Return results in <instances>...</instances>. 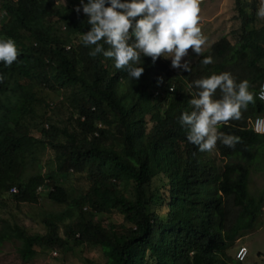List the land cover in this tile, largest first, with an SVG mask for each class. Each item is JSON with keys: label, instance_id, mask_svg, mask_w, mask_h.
<instances>
[{"label": "trees", "instance_id": "trees-1", "mask_svg": "<svg viewBox=\"0 0 264 264\" xmlns=\"http://www.w3.org/2000/svg\"><path fill=\"white\" fill-rule=\"evenodd\" d=\"M78 5L0 0V39L13 40L19 53L7 67L0 62V197L35 204L48 188L47 197L65 206L41 215L44 233L1 218L0 244L16 242L26 263L40 251L66 255L82 246L99 248L104 264H245L230 250L258 227L264 212V192L254 194L249 186L252 171L264 167L254 164L264 160V134L248 123L264 114V102L255 99L264 76L259 0H235L243 18L236 43L222 37L188 72L175 73L163 57L154 63L141 57L136 80L111 59L88 55L94 46L79 38L90 25L74 11ZM204 56L212 63L201 65ZM221 72L247 80L255 103L218 129L239 142L229 148L217 141V163L207 158L212 150L187 142L178 118L191 110L190 82ZM40 89L60 98L49 103ZM40 146L86 187L75 193L53 169L24 180V165L37 159ZM116 212L122 222L109 219ZM258 256L253 264L264 260Z\"/></svg>", "mask_w": 264, "mask_h": 264}, {"label": "clouds", "instance_id": "clouds-1", "mask_svg": "<svg viewBox=\"0 0 264 264\" xmlns=\"http://www.w3.org/2000/svg\"><path fill=\"white\" fill-rule=\"evenodd\" d=\"M198 3L199 0H79L74 11L82 12L90 25L79 39L84 46H94L88 52L90 57L100 54L111 59L113 67L123 69L130 80L138 79L143 72L141 66H136L141 57H150L153 63L158 57L170 58V67L188 72L189 62H182V57L189 48L200 56L205 43L198 25ZM255 14L264 18V0H259ZM101 41L108 47H103ZM18 55L13 40L0 39V62L5 67L16 61ZM199 62L208 65L212 58L204 56ZM188 88L191 110L182 112L178 118L181 127L186 128L187 142L201 152L211 151L217 141L229 148L238 143L239 137L218 129L230 120L239 119L241 109L255 103L248 81L236 82L228 72L212 73L192 80ZM255 99L264 102V85L255 93ZM258 116L264 114L249 118L252 129ZM241 246L247 248V258L249 249L242 244L238 250Z\"/></svg>", "mask_w": 264, "mask_h": 264}, {"label": "rangeland", "instance_id": "rangeland-1", "mask_svg": "<svg viewBox=\"0 0 264 264\" xmlns=\"http://www.w3.org/2000/svg\"><path fill=\"white\" fill-rule=\"evenodd\" d=\"M58 3H62L65 0H56ZM218 8V12L213 11ZM198 25L200 29L206 30L211 39L220 40L223 36H226L232 43H236L239 40L242 30L243 18L237 11L235 0H199L198 3ZM264 23V20H256V26H260ZM208 29L215 31L210 32ZM209 31V32H208ZM203 47V45H202ZM202 54V53H201ZM199 56H196L191 51V48L187 50V55L182 57V62L187 60L189 66L192 65ZM170 62V58L167 59ZM176 72H182V69L172 68ZM39 96L45 98L49 103L55 102L60 98V95L49 90H39ZM38 111H42L41 108H37ZM37 159H30L28 163L24 165L23 179L26 180L30 175L37 172L43 174L53 169L56 171L57 178L67 188L74 189L75 193H79L86 187L84 179H79L72 173L66 176L62 170H60V161L55 156L54 152L49 148L40 146L36 151ZM261 154V153H260ZM259 154V155H260ZM207 158H212L217 163L220 162V157L215 150H212L207 154ZM256 165L264 164V160L257 159ZM254 172V173H253ZM251 179V191L254 194H261L264 192V167L263 170L252 171ZM48 189V188H47ZM41 189L39 194V201L35 204L19 203L14 204L11 195H3L0 197V226L1 218H8L10 221H18L23 223L32 232H45V227L41 223V215L48 212H55L62 210L65 206L52 202L47 193L49 190ZM3 198L5 200H3ZM3 200V201H1ZM112 221L122 222V216L118 212L114 213L110 218ZM246 245L249 249V255L244 260L245 264H253L260 260L259 253L264 255V213L262 214L261 222L258 227L246 234L244 237L237 241L230 252L236 255L238 247L240 245ZM104 264L105 259L102 251L99 248H84L82 246L75 247L74 250L68 252L66 255L60 251H40L38 255L30 262H24L19 256L17 250V243L11 241H5L0 244V264Z\"/></svg>", "mask_w": 264, "mask_h": 264}, {"label": "built area", "instance_id": "built-area-1", "mask_svg": "<svg viewBox=\"0 0 264 264\" xmlns=\"http://www.w3.org/2000/svg\"><path fill=\"white\" fill-rule=\"evenodd\" d=\"M262 85H264V77L261 81L259 91L261 90ZM253 129L255 130V132L264 133V116H258L255 118V120L253 121ZM17 191H18V188L13 186L11 189V192H17ZM247 254H248L247 248L244 246H241L237 252V258L240 260H244L247 256Z\"/></svg>", "mask_w": 264, "mask_h": 264}, {"label": "crops", "instance_id": "crops-1", "mask_svg": "<svg viewBox=\"0 0 264 264\" xmlns=\"http://www.w3.org/2000/svg\"><path fill=\"white\" fill-rule=\"evenodd\" d=\"M216 12H218V8L216 7V10L215 11H213V13H216ZM204 29H206V28H204ZM204 29H200L201 30V32L203 33V35H204V37H205V43L203 44V47L201 48V53L203 54L205 51H207V50H209L210 48H211V46L216 42V39H211V37L206 33L207 31L206 30H204ZM210 32H212V31H215V30H213V29H208ZM208 31V32H209ZM201 54V55H202ZM200 55V56H201ZM199 56V57H200ZM261 168V167H260ZM262 169V168H261ZM263 170V169H262ZM255 171H259V170H255ZM254 173V172H253ZM252 173V174H253ZM251 179H252V176H251ZM251 183V182H250Z\"/></svg>", "mask_w": 264, "mask_h": 264}]
</instances>
